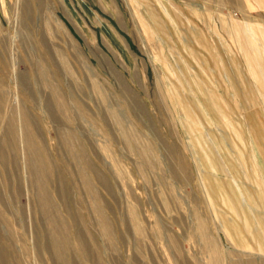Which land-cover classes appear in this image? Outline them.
<instances>
[{
  "label": "rangeland",
  "instance_id": "1",
  "mask_svg": "<svg viewBox=\"0 0 264 264\" xmlns=\"http://www.w3.org/2000/svg\"><path fill=\"white\" fill-rule=\"evenodd\" d=\"M255 36L264 0H0V264H264Z\"/></svg>",
  "mask_w": 264,
  "mask_h": 264
},
{
  "label": "crops",
  "instance_id": "2",
  "mask_svg": "<svg viewBox=\"0 0 264 264\" xmlns=\"http://www.w3.org/2000/svg\"><path fill=\"white\" fill-rule=\"evenodd\" d=\"M248 25V24H247ZM244 26H246V25H244ZM248 26H250V25H248ZM243 28H245V27H243ZM250 28H251V30H253V31H255L254 30V28L252 27V26H250ZM246 31V30H245ZM243 37H245V36H243ZM247 37V36H246ZM257 37L255 36V40H254V42H255V45L256 46H259V51H258V49H257V51H256V49H254L253 50V48H254V45L253 46H250L249 44H247L246 43V45L247 46H245L244 47V45H242L243 47H244V50L246 49V51H250V52H261L260 50H262V52H264V49H263V47H264V45H262V43H260V42H258L257 43ZM263 40H264V36H263ZM264 43V42H263ZM252 47V48H251ZM248 62V64H249V66L251 67L252 66V68L253 67H255L254 68V71H256V74H257V76H259L260 77V75H259V68H258V64H256L257 62L255 61H253L255 64H253L251 61V64H253V65H250V63H249V61H247ZM257 67V68H256ZM262 69V68H261ZM254 73L255 72H253V75H254ZM257 76H255V78L257 79ZM261 83L260 84H263L264 83V80H262V81H260ZM259 83V82H258Z\"/></svg>",
  "mask_w": 264,
  "mask_h": 264
}]
</instances>
